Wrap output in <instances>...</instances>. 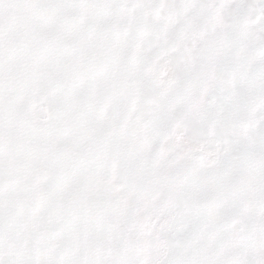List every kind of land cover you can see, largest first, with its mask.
Here are the masks:
<instances>
[{"label":"snow or ice","instance_id":"1","mask_svg":"<svg viewBox=\"0 0 264 264\" xmlns=\"http://www.w3.org/2000/svg\"><path fill=\"white\" fill-rule=\"evenodd\" d=\"M0 264H264V0H0Z\"/></svg>","mask_w":264,"mask_h":264}]
</instances>
